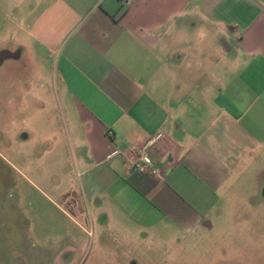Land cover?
Instances as JSON below:
<instances>
[{
  "label": "crops",
  "instance_id": "0c3cea01",
  "mask_svg": "<svg viewBox=\"0 0 264 264\" xmlns=\"http://www.w3.org/2000/svg\"><path fill=\"white\" fill-rule=\"evenodd\" d=\"M131 1L0 0V41L40 80L47 70L73 147L98 170L91 198L133 226L121 233L211 225L264 175V0ZM141 154L160 176L134 170ZM42 251L12 247L0 264H41Z\"/></svg>",
  "mask_w": 264,
  "mask_h": 264
},
{
  "label": "rangeland",
  "instance_id": "374dc122",
  "mask_svg": "<svg viewBox=\"0 0 264 264\" xmlns=\"http://www.w3.org/2000/svg\"><path fill=\"white\" fill-rule=\"evenodd\" d=\"M3 48L12 57L0 58V263L5 250L36 246L41 264H264L263 173L220 203L211 225L129 238L114 202L91 198L98 170L73 147L47 70L40 80L28 52Z\"/></svg>",
  "mask_w": 264,
  "mask_h": 264
},
{
  "label": "built area",
  "instance_id": "2783aa9c",
  "mask_svg": "<svg viewBox=\"0 0 264 264\" xmlns=\"http://www.w3.org/2000/svg\"><path fill=\"white\" fill-rule=\"evenodd\" d=\"M125 3H132L131 0H124ZM108 135H112V132H109ZM151 141L149 142V144ZM122 151L116 150L113 155H121ZM132 167L134 168L135 171L144 173V174H149V175H154V176H160L161 171L158 168H155L152 164V159L145 154H141L136 158L134 161H132Z\"/></svg>",
  "mask_w": 264,
  "mask_h": 264
},
{
  "label": "trees",
  "instance_id": "16d2710c",
  "mask_svg": "<svg viewBox=\"0 0 264 264\" xmlns=\"http://www.w3.org/2000/svg\"><path fill=\"white\" fill-rule=\"evenodd\" d=\"M138 173H140V172H138ZM140 174H144V173H140ZM144 175H146V174H144Z\"/></svg>",
  "mask_w": 264,
  "mask_h": 264
}]
</instances>
